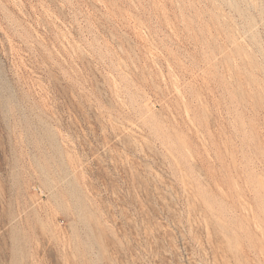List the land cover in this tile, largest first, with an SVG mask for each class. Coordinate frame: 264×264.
I'll use <instances>...</instances> for the list:
<instances>
[{
  "label": "rangeland",
  "instance_id": "rangeland-1",
  "mask_svg": "<svg viewBox=\"0 0 264 264\" xmlns=\"http://www.w3.org/2000/svg\"><path fill=\"white\" fill-rule=\"evenodd\" d=\"M262 188L264 0H0V264H264Z\"/></svg>",
  "mask_w": 264,
  "mask_h": 264
},
{
  "label": "bare ground",
  "instance_id": "bare-ground-1",
  "mask_svg": "<svg viewBox=\"0 0 264 264\" xmlns=\"http://www.w3.org/2000/svg\"><path fill=\"white\" fill-rule=\"evenodd\" d=\"M179 97H180V96H179ZM182 98H183V97H182ZM177 100H178V99H177ZM185 100H186V99H185ZM179 103H180V102H179ZM177 104H178V103H177ZM180 104H181V103H180ZM180 104H179V105H180ZM187 106H188V104H187ZM184 107H185V106H184ZM186 111H187V109H186ZM186 111H184L185 114H186ZM189 111H190V109H189ZM189 111H188V112H189ZM192 114H193V113H192ZM187 118H188V117H187ZM190 118H191V116H190ZM194 119H195V118H194ZM191 122H192V121H191ZM156 124H157V123H156ZM173 137H174V135H173ZM179 141H180V140H179ZM176 142H177V141H176ZM181 144H182V143H181ZM185 147H186V146H185ZM181 150H182V149H181ZM185 154H186V153H185ZM187 156H188V155H187ZM177 158H178V157H177ZM174 159H175V158H174ZM176 163H177V162H176ZM177 164H178V163H177ZM42 167H43V165H42ZM42 167H41V169H42ZM43 169H44V167H43ZM72 188H73V187H72ZM75 189H76V188L74 187L73 190H75ZM262 189H264V188H262ZM77 191H78V190H77ZM71 193H72V192H71ZM76 194H77V193H76ZM75 197H77V196L75 195ZM194 197H195V196H194ZM82 199H83V198H82ZM75 201H76V200H75ZM82 203H83V202H82ZM207 203H208V202H207ZM75 204H76V203H75ZM77 204H79V203H77ZM263 207H264V206H263ZM75 208H76V207H75ZM79 209H80V208H79ZM79 209H78V212L82 210V209H81V210H79ZM260 209H261V208H260ZM257 211H258V209H257ZM81 213H82V212H81ZM260 213H261V212H260ZM83 214H84V211H83ZM260 215H261V214H260ZM80 216H81V215H80ZM78 217H79V215H78ZM82 217H83V216H82ZM222 228H223V227H222ZM257 229H258V228H257ZM247 262H248V261H247Z\"/></svg>",
  "mask_w": 264,
  "mask_h": 264
}]
</instances>
